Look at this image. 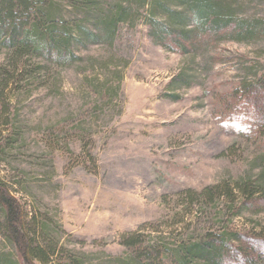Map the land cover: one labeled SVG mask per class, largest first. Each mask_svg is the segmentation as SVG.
<instances>
[{"label": "rangeland", "instance_id": "374dc122", "mask_svg": "<svg viewBox=\"0 0 264 264\" xmlns=\"http://www.w3.org/2000/svg\"><path fill=\"white\" fill-rule=\"evenodd\" d=\"M237 1L238 17L264 23V0ZM76 51L74 65L42 66L36 79L22 66L15 86L0 46V176L41 228L35 243L54 247L61 264H172L145 261L135 241L172 248L210 232L264 234V212L233 215L220 189L213 200L199 194L224 183L236 194V180L261 171L264 133L239 134L242 120L222 107L264 73V34L182 55L156 44L132 7L112 41ZM177 75L185 82L172 84ZM0 252L16 257L1 231Z\"/></svg>", "mask_w": 264, "mask_h": 264}, {"label": "trees", "instance_id": "16d2710c", "mask_svg": "<svg viewBox=\"0 0 264 264\" xmlns=\"http://www.w3.org/2000/svg\"><path fill=\"white\" fill-rule=\"evenodd\" d=\"M63 1L70 3L72 13H66ZM237 6V0H114L113 4L104 0H0V46L6 49L11 72L16 75L10 80L16 86L23 69L36 79L42 66L74 65L81 59L76 51L81 45L112 41L132 7L144 10L156 44L182 55L196 54L226 40L247 42L263 36L261 19L238 17ZM32 58L41 65L32 66L28 62ZM0 71L3 73V69ZM185 80L177 75L171 83ZM229 97L230 101L223 100V114L242 120L236 124L239 134L260 137L264 133V73L255 81L241 83ZM259 162L261 171L253 180L241 177L235 181L236 194L234 186L224 183L206 187L201 193L194 191L190 194L192 201L197 193L213 200L220 189L219 195L231 199L233 215L264 212V153ZM40 229L26 221L23 205L0 176V231L16 253L14 258L0 252V264H37L36 260L40 264H61L54 247L35 243ZM134 244L138 245L137 255H145V261L153 254L168 256L172 264H264L262 233L210 232L178 241L172 248L162 241L147 249L138 241ZM70 264L82 263L77 259ZM121 264L140 263L134 258Z\"/></svg>", "mask_w": 264, "mask_h": 264}]
</instances>
